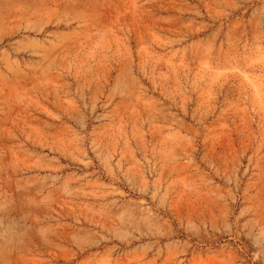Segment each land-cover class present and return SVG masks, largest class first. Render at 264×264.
Returning a JSON list of instances; mask_svg holds the SVG:
<instances>
[{"label": "rangeland", "instance_id": "1", "mask_svg": "<svg viewBox=\"0 0 264 264\" xmlns=\"http://www.w3.org/2000/svg\"><path fill=\"white\" fill-rule=\"evenodd\" d=\"M0 264H264V0H0Z\"/></svg>", "mask_w": 264, "mask_h": 264}]
</instances>
